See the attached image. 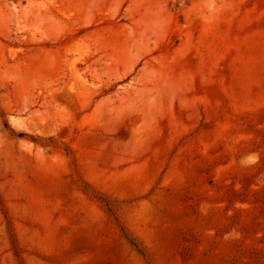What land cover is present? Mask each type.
Instances as JSON below:
<instances>
[{
  "label": "rangeland",
  "instance_id": "rangeland-1",
  "mask_svg": "<svg viewBox=\"0 0 264 264\" xmlns=\"http://www.w3.org/2000/svg\"><path fill=\"white\" fill-rule=\"evenodd\" d=\"M0 264H264V0H0Z\"/></svg>",
  "mask_w": 264,
  "mask_h": 264
}]
</instances>
